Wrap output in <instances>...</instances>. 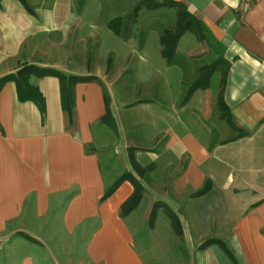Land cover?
<instances>
[{
  "label": "crops",
  "instance_id": "obj_1",
  "mask_svg": "<svg viewBox=\"0 0 264 264\" xmlns=\"http://www.w3.org/2000/svg\"><path fill=\"white\" fill-rule=\"evenodd\" d=\"M26 1L34 14L20 0H0V77L22 68L21 50L31 37L65 35L78 24L72 0ZM176 1L223 47L222 104L229 120L247 134L211 145L204 90L185 94L180 66L150 57L129 39L120 41L128 52L115 61L122 70L114 80L125 74L143 84L149 79L156 96L121 105L109 100L118 135L115 154L131 171L128 163L138 150L130 133L138 131L137 141L147 143L155 129L160 148L151 159L153 171L166 172L168 156L171 172L169 188H159L158 198L176 212L185 238L221 239L236 260L211 244L197 250L193 263L264 264V0H254L246 11L241 0ZM111 72L112 65L103 73ZM27 76L43 100V115L33 100L19 98L15 81L0 89V264H145L119 216L132 184L122 181L101 201L107 183L99 153L85 152L106 114L104 87L113 96V83L98 75L104 86L93 80L72 85L76 128L70 131L63 83L51 75ZM205 182L209 189L191 196ZM186 193L191 211L174 198Z\"/></svg>",
  "mask_w": 264,
  "mask_h": 264
},
{
  "label": "rangeland",
  "instance_id": "obj_2",
  "mask_svg": "<svg viewBox=\"0 0 264 264\" xmlns=\"http://www.w3.org/2000/svg\"><path fill=\"white\" fill-rule=\"evenodd\" d=\"M138 2L141 4L133 25L134 35L130 39L136 42L139 49L143 48L150 57L161 56L166 62L162 56V51L166 50V47L161 45V37L166 38L167 31L172 33L187 21L185 7L171 5L164 0H72L73 11L78 20L77 26L65 35L49 33L40 37H31L22 47L19 58L23 62L20 65L50 67L65 75L94 77L103 86V81L98 75H105L107 76L105 80L113 83L114 94L110 96L105 87L104 92L109 100L113 98L118 105L131 104L138 100L144 102L155 100V83L149 82V79L147 84H143L132 79L129 74H125V78L120 80H114L113 77L122 70V65H117L116 59L125 55L128 49L120 42L123 40L108 28L107 23L114 17L133 14ZM139 41H142L141 47ZM179 41L182 44L178 52L177 47L175 48L174 59L175 64L183 71L182 86L185 94L196 88L204 90L207 94L210 114L209 121L204 119V122L206 121L209 126L211 145L237 135L238 132L231 129L227 123L228 112L221 100L227 69V63L222 58L223 51L192 21L178 38L177 43ZM111 65L113 72L103 73L105 68ZM145 71V75L149 76L151 70L148 64ZM26 77H28L27 73L20 75L22 80L26 79L27 83L33 85V80H27ZM154 131L155 129H151V136L147 139L150 142L147 143L137 141L138 131H135L134 135L133 132L130 133L138 151L128 163L131 170L129 172L139 181V178L145 180V184L140 182L147 192L125 217V222L134 236L135 248L145 264H194L193 256L204 240L185 238L183 231L180 233L169 212L155 205L156 201H163L158 198L159 188H169L171 172L168 156L163 161L169 172H165V169L153 171L154 163L151 159L160 148V144L154 142L156 140L153 136ZM116 132L109 124H99L95 128V141L92 143L99 153L101 170L107 184L128 171L114 151L118 136ZM188 194L180 199L174 198L183 205L188 204L187 210L191 211L192 201ZM181 211L184 212V209Z\"/></svg>",
  "mask_w": 264,
  "mask_h": 264
},
{
  "label": "trees",
  "instance_id": "obj_3",
  "mask_svg": "<svg viewBox=\"0 0 264 264\" xmlns=\"http://www.w3.org/2000/svg\"><path fill=\"white\" fill-rule=\"evenodd\" d=\"M23 6L32 14H34V9L33 6L30 5L26 0H20ZM167 3L171 5H181L186 8V6L179 1L176 0H164ZM141 2H138L133 10V14L130 15H125V16H117L112 19H110L107 23V26L109 29H111L113 32L116 33V35L121 38V40L126 41L130 38L133 37V25L136 22V15L137 11L140 8ZM187 21L178 27L174 32H169L167 31V37L162 38L161 37V45L166 47V50L163 49L162 51V56L165 58L166 63L168 65L175 64V48H176V43L178 38L183 34L184 30L189 26L190 21L194 23L195 26L199 30H202L207 34V36L215 41L217 45L221 48L223 51V47L220 45L218 41L215 40L214 36L212 35L211 32L208 31V29L205 27L202 21H200L198 18H196L192 13H190L187 8ZM142 46V41H139V47ZM23 73L27 74H36L37 76H46V75H51V76H56L59 78L61 83H63V112H64V119H65V127L70 130L74 131L76 128V112L74 109V99H73V89L72 85L76 82H84V81H96L101 84L99 80L96 78H89L87 76H82V75H75V74H70V75H65L59 71H57L54 68L50 67H40L36 65H28L24 66L21 69H19L16 73H11L4 75L0 77V89L2 88L3 84L7 81H15L17 84V90L19 94V98L21 100H33L39 107L42 115L44 114V103L37 92V89L35 86L30 85L27 83V81L22 80L20 78V75ZM104 98H105V105H106V114L105 116L98 122V124H109L111 125L116 131V125L113 116L111 115L110 109H109V98L108 96L104 93ZM222 100V99H221ZM225 110L227 111L228 108L227 106H224ZM227 123L229 127L233 130H236L238 132L239 136H245L247 132L242 131L241 129L237 128L228 118ZM1 130V126H0ZM117 133V132H116ZM85 152L86 153H97V150L93 146L92 143L88 144L85 146ZM128 180L132 186H133V191L132 193L126 198L123 203L120 205L119 209V216L121 218H125L132 209H134L140 202L141 198L143 195L147 192L143 186V184L132 175L129 171L123 172L120 176L114 179V181L110 184L106 185L105 191L103 195L101 196L100 200L103 201L107 197H109L115 189L118 187V185L124 181ZM210 187L209 182H205V185L195 193H193L191 196H200L204 194ZM156 206H161L163 207L171 217L173 218V221L176 223L180 233H182V227L180 220L177 216V214L171 210V208L163 201H156L155 202ZM211 244H216L218 245L223 252L233 261V263H236L235 257L233 255V252L229 249V247L226 245L225 241L221 239H216V238H210L204 240L200 245L199 249H202L208 245Z\"/></svg>",
  "mask_w": 264,
  "mask_h": 264
},
{
  "label": "built area",
  "instance_id": "obj_4",
  "mask_svg": "<svg viewBox=\"0 0 264 264\" xmlns=\"http://www.w3.org/2000/svg\"><path fill=\"white\" fill-rule=\"evenodd\" d=\"M253 1L254 0H241V5H242L243 9L245 11L248 10L250 8V6H251Z\"/></svg>",
  "mask_w": 264,
  "mask_h": 264
}]
</instances>
